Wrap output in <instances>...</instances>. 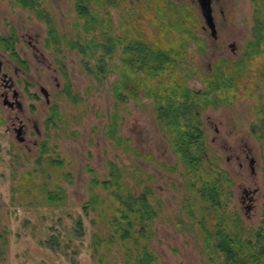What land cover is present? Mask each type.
Masks as SVG:
<instances>
[{"label": "rangeland", "instance_id": "374dc122", "mask_svg": "<svg viewBox=\"0 0 264 264\" xmlns=\"http://www.w3.org/2000/svg\"><path fill=\"white\" fill-rule=\"evenodd\" d=\"M39 6L51 27L16 0H0V37L11 38L8 47L0 40V92L11 99L15 90L19 102L10 109L0 94V264H134L143 246L153 264H217L222 254L204 239L217 221L253 239L264 227V144L251 131L264 114V41L253 30L264 29L255 21H264V0H210L215 36L196 0ZM216 68L236 82L225 94L207 92L224 99L198 111L209 168L228 179L211 205L197 189L202 167L188 170L172 148L150 87L172 70L205 90ZM110 166L132 194L145 189L154 209L130 238H116L110 225L119 207L101 184ZM58 188L62 198L49 196ZM91 193L98 202L83 208Z\"/></svg>", "mask_w": 264, "mask_h": 264}, {"label": "trees", "instance_id": "16d2710c", "mask_svg": "<svg viewBox=\"0 0 264 264\" xmlns=\"http://www.w3.org/2000/svg\"><path fill=\"white\" fill-rule=\"evenodd\" d=\"M16 2L21 6L31 8L33 13L45 18L49 22L50 27L52 26L47 12L43 7L39 6V0H16ZM75 5L79 12H83L84 4L77 1ZM261 20L262 19L256 16L255 21L257 24L258 22L264 23V21ZM253 30L256 37L259 36V40L262 39L264 41V29H260L257 25ZM10 39L9 36L4 38L0 37V40L6 47L10 46L9 43L7 44V41L9 42ZM254 41L256 42L257 38L254 39ZM136 43L141 44L139 41ZM142 44L147 49L149 48L145 42ZM258 49H261V46H258ZM161 52L162 51H159L158 53V51L154 50L153 55H161ZM163 55L167 56L165 53H163ZM133 60H136L134 56L130 61L127 60L131 63L129 65L132 67L133 64L131 61ZM166 61L165 58V62ZM165 62L160 63L159 66L157 65L160 71L164 68ZM136 63V66L141 64V62ZM235 74H225L222 70L216 68L212 72V77L205 76L207 84L205 90H191L184 83L182 76H178L175 72H172V70H168L164 74H160V76L163 75V78L158 76L155 83L150 87V93L153 94V99L156 103L158 119L163 122L172 148L179 154L180 159L188 170L195 173L202 167L199 174L195 175L196 179H200L197 189L201 196L207 199L211 205L220 203L218 195L223 187L222 181H225V186L228 184V179L219 176L217 170L215 171L218 175H214V171L209 168L207 144L205 142V134L200 126L198 111L199 107L207 101L213 102L214 100H212V98H220L219 95L206 97L207 92H216V90L220 89L223 90L225 94L232 91L236 82ZM115 89L119 90V85H116ZM251 131L255 133L264 144V114L260 110H258L256 123L251 126ZM108 174L109 178L101 181L102 188L110 189L112 199L115 200L119 206L116 209L117 212L112 217L113 219L110 225L117 233L116 238H130V227L134 223L143 227V221L151 218L154 214V209L147 200L145 189L140 191V193L132 194L119 181V174L114 166L109 167ZM94 181L97 182L96 180H92L93 184H95ZM191 182L194 183L195 180L192 179ZM112 184L114 188H110ZM48 194L53 198L56 196L62 198L63 195L61 188L48 190ZM98 200V196L92 195L91 193L84 203L83 208L86 206L91 207L94 203L98 202ZM74 231L77 235L83 232L80 216H77L74 221ZM206 232V236L209 235L210 239L204 237L205 244L208 247L212 245L222 254V259H219L217 264H264V227L260 226L255 230L253 239L242 238L236 231L230 232L227 226L220 221L215 223L214 229L211 232H208V230ZM133 261L134 264H153L154 257L148 253L146 247L143 246L142 251L136 255Z\"/></svg>", "mask_w": 264, "mask_h": 264}, {"label": "water", "instance_id": "95a60500", "mask_svg": "<svg viewBox=\"0 0 264 264\" xmlns=\"http://www.w3.org/2000/svg\"><path fill=\"white\" fill-rule=\"evenodd\" d=\"M199 10H200V14L203 18V21L205 23V25L207 26V28L209 29L210 35L215 36V28H214V23H213V18H212V14H211V6H210V0H196ZM42 94L45 96L46 92L43 88L40 89ZM12 96H16V92L15 90H12ZM17 102V104H19V102L17 101L16 98H14ZM5 99L4 97L2 98V102L5 103ZM20 122V120H18ZM19 131V127L16 129V132ZM15 132V136L17 137L18 140L22 139V136L17 134Z\"/></svg>", "mask_w": 264, "mask_h": 264}, {"label": "flooded vegetation", "instance_id": "af4514ba", "mask_svg": "<svg viewBox=\"0 0 264 264\" xmlns=\"http://www.w3.org/2000/svg\"><path fill=\"white\" fill-rule=\"evenodd\" d=\"M0 94H1L2 98L4 97V99L6 100L5 103L9 106L10 109H12L16 105H19V104H17L16 100L14 99V98H16V96L15 97L12 96V91H11V99L7 98L8 95H7V92L5 90H2L0 92ZM14 117L17 119V124L14 126V125H12L14 122L11 121V125H12V128L15 130V132H16V129L19 127V131L16 133L20 135L22 133L23 123L18 117H16V116H14ZM18 120H20V122Z\"/></svg>", "mask_w": 264, "mask_h": 264}]
</instances>
